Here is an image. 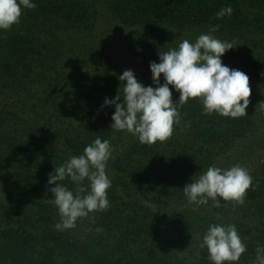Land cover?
<instances>
[{"label":"rangeland","instance_id":"374dc122","mask_svg":"<svg viewBox=\"0 0 264 264\" xmlns=\"http://www.w3.org/2000/svg\"><path fill=\"white\" fill-rule=\"evenodd\" d=\"M48 1L62 4L57 6L46 3ZM34 2L36 8L28 9L27 13L22 10L18 25L7 32L0 31V109L5 106L12 114L9 119L0 117V127L9 136L3 139L9 145L6 153L1 154L0 163L4 162L10 173L5 174L0 169L1 214L12 224L20 223L31 215H40L42 220H47L45 216L48 214L58 222V209L51 202L52 194L46 196L45 193L52 187L47 183L49 173L69 157L82 154L85 146L100 136L108 139L114 149L107 165L112 181L108 190L109 207L79 218L73 229L63 232L74 234L80 231L89 235L101 232L109 239L129 237L131 242L128 246L135 251L155 239L161 256L166 261L179 264L207 258L206 250H201L199 244L209 223L241 225L238 231L244 243L257 245L264 242L263 217L255 213L254 204L228 201L224 208L212 215L204 213L205 205L189 204L182 190L192 177L200 175L210 165L227 168L239 163L251 173L264 161V103H261L264 102V29L256 32L246 28L242 32L233 30L230 33L218 29L212 33L237 45L222 56V62L249 76L252 94L245 117L250 126L245 135L232 142L228 150L219 154L212 163L205 162L204 167L188 173L181 186L167 184L164 194L143 196L127 186L113 184L117 180L113 163L127 154L135 137L126 131L111 129L114 105L101 106L106 97L112 99L122 90L124 82L118 77L124 70L131 69L143 85L155 86L149 65L150 62H159V51L177 47L182 39L194 42L211 28L186 29L155 22L132 23L126 20V12L134 10L133 4L120 0ZM46 8L48 10L44 12ZM36 21L42 22L39 32L35 28L38 26L33 25ZM28 23H32L30 32L42 46H38L35 40L24 46L8 40L26 33ZM35 48L38 52L32 55L31 49ZM6 81L9 83L3 87ZM160 82H164L162 76ZM169 87L172 88L171 85ZM172 99L174 102L179 99V92L175 89H172ZM189 101H196L195 105L202 107L197 99ZM184 106L187 108L186 104ZM190 121L181 119L180 125H174L171 137L177 136L183 145L184 139L189 137L185 136L187 129L180 126H187ZM17 138L23 139L22 143L16 141ZM83 141L85 146L78 145ZM167 141L163 142L167 144ZM195 145H192L193 150L188 149L187 155L197 153ZM177 152L184 158V150L179 148ZM194 160L191 158L190 162ZM175 162V170L182 172L183 176L180 160ZM192 165L197 167L195 163ZM162 168L156 169L160 176L164 175ZM169 171L170 168L165 169L164 173ZM62 183L72 190L76 188L68 179ZM29 184L31 188L39 184L46 188L35 191L42 195L39 203L28 195ZM127 205L132 207L133 213L125 209ZM210 216L213 220L207 222ZM97 221L99 226H95ZM133 221L140 223L141 228L146 225L148 232L135 230L131 227ZM100 227L102 230L98 231ZM247 249L238 262L254 264L256 258Z\"/></svg>","mask_w":264,"mask_h":264},{"label":"clouds","instance_id":"9594fccd","mask_svg":"<svg viewBox=\"0 0 264 264\" xmlns=\"http://www.w3.org/2000/svg\"><path fill=\"white\" fill-rule=\"evenodd\" d=\"M36 6L34 0H0V31L7 32L18 25L22 10ZM232 13L229 5L217 12L216 17H230ZM219 27L213 26L194 42L182 39L177 47L159 51V62L149 65L155 86L143 85L131 69L124 70L118 77L124 82L122 90L112 99L106 97L101 106L114 105L111 129L131 133L141 144L166 141L172 136L174 125L181 123L179 106L190 99H197L207 115L215 113L233 119L247 116L252 94L249 76L222 62V56L237 45L213 36ZM172 89L179 92L176 102L172 99ZM113 151L108 139L97 136L82 154L69 157L49 173L51 202L59 215L54 225L57 231L73 229L79 218L109 207L108 190L112 181L107 165ZM66 179L76 185L75 190L62 183ZM252 185V175L241 164L227 168L213 164L192 177L182 190L189 204L200 206L211 202L213 208H220L221 201L243 204ZM199 248L206 250L207 259L213 264H237L247 245L236 224L209 223ZM254 264H264V246L256 248Z\"/></svg>","mask_w":264,"mask_h":264},{"label":"trees","instance_id":"16d2710c","mask_svg":"<svg viewBox=\"0 0 264 264\" xmlns=\"http://www.w3.org/2000/svg\"><path fill=\"white\" fill-rule=\"evenodd\" d=\"M120 1L133 4L134 10H127L128 12H126V20H130L132 23L155 22L169 27H184L186 29L190 27L212 28L215 25H219L220 32L228 33L233 32V30L242 32L246 28L253 29L256 32L264 29V0ZM46 3L57 6L62 4L61 2L56 4L51 1ZM229 5L233 8L232 15L230 17L217 18L216 13ZM47 10L48 8L44 12H47ZM25 12L27 13L28 9H25ZM41 24L42 22L39 21L33 24L39 27V29L35 27L36 32L41 31ZM31 25L32 23L26 25V33L21 35V37L9 38L10 43L18 42L19 45L22 44L24 46L31 40H35L38 46H42L43 44L39 42V39L30 32L32 30ZM4 48L7 49V47ZM37 52L36 48L31 49L32 55ZM31 60L34 59L32 58ZM79 60L87 61L88 59ZM92 62L95 61L93 60ZM2 66V68H5V65ZM6 79H8V75ZM8 83L7 81L3 83V87ZM196 103V101H188L185 103L187 108L183 104L178 109L181 119L191 120V124L180 126L187 129L185 136L189 137L188 140L184 139V145L181 144L177 136L168 138L167 144L161 141L153 144H141L135 137L127 154L116 159L113 163L117 173V180L113 184L127 186L128 189L140 192L143 196L164 194L167 184L181 186L183 177L204 167L203 164L205 162L212 163L219 154L228 150L232 142L243 137L247 127L250 126L245 116L233 119L222 117L215 113L207 115L203 112L200 105H195ZM188 104L190 105L188 106ZM0 117L9 119L12 114L3 106L0 109ZM6 137H9L7 132H4V129L0 127V156L6 153V148L9 145L8 142L3 140ZM107 137H109L108 133ZM16 141L22 143L23 139L17 138ZM79 144L85 146L84 141ZM194 144L197 146L194 147L196 148L194 151L198 154L193 153L195 156L193 154L187 155L188 149L192 148L193 150L192 145ZM179 148L184 150V158L181 157L182 153L179 154L177 152ZM191 158L195 159L194 162L192 161L193 163L190 162ZM177 160L182 163L179 164L181 170L184 168L183 176L182 172L175 170V161ZM194 163L197 164V167L192 165ZM5 165L4 162L0 163V169L5 174L10 175ZM158 167H163V176L157 173L156 169ZM169 168V173L165 174V169ZM16 174L18 175V172ZM250 174L253 177V185L247 190L244 201L254 204L255 213L263 217L262 221H264V161ZM29 186L31 188L32 185L29 184ZM40 188L46 190L39 184L28 191V195L36 203H39L38 199H41L42 195L35 191ZM45 193L47 194L46 196L52 194L47 190ZM226 205L227 202L221 201L220 208H213L211 202H209L208 205H205L204 213L210 212L214 215ZM125 209L128 212H134L132 207L128 205L125 206ZM32 216L34 215L25 218L20 223L12 224L10 219L0 212V264H179L166 261L161 256L160 247L156 245L158 241L155 239L135 251L128 246L131 242L129 237L109 239L108 237L105 238V235L101 234V232L99 235H92L93 233L89 235L80 233L78 230V233L67 234L55 229L54 225L57 219L53 218V215H46L47 220H42L40 215ZM212 218V216L208 217L207 222H212ZM95 224V226H99V221ZM132 224L134 225L131 227H134L135 230L142 229L148 232L146 225L141 228L140 223L137 221H133ZM241 227V225H238L237 228ZM99 229L102 228L100 227ZM257 230L260 231L259 229ZM257 230L254 229V231ZM262 234L264 235V233ZM245 244L252 251L251 254L255 258L256 248L264 246V242L257 245ZM188 264H213V262L204 257L197 262ZM237 264L241 263L237 262Z\"/></svg>","mask_w":264,"mask_h":264}]
</instances>
